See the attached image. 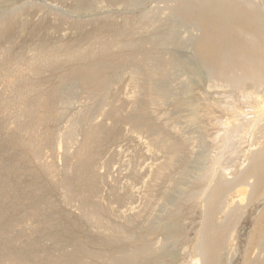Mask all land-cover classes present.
<instances>
[{
    "label": "bare ground",
    "instance_id": "bare-ground-1",
    "mask_svg": "<svg viewBox=\"0 0 264 264\" xmlns=\"http://www.w3.org/2000/svg\"><path fill=\"white\" fill-rule=\"evenodd\" d=\"M109 1L122 3V10L125 7L123 11L129 9L131 12L143 5V0ZM164 1L166 7L162 11L156 7L149 10L143 7L145 11L132 17L125 16L119 23H111L106 17L102 22L94 21L91 17L93 29L81 34L76 41L69 42L71 44H64L63 41L54 46H46V40L45 44L32 47L28 55L19 53L21 56L16 57L15 42L9 40L10 43L0 50L2 60L15 53V58L12 57V61L9 59L11 62L0 68V79L8 81L9 91L8 96L0 99V149L4 150L0 155V264H141L158 253L165 255L170 244L174 246V238L169 236L158 245L119 250L120 243L127 240L138 242L141 238L131 237L120 227L104 222L100 206L93 201L95 183L102 177H99L93 163L105 142L114 134V127L122 117L117 108L106 112L114 120L112 128L93 124L85 111L72 116L64 131L53 132L45 128L49 123L66 116L63 115L64 112L73 105L74 99H64L65 96L62 95L65 94L66 83H72L71 86L68 85L71 92L86 89L102 104L108 101L107 91L111 88L112 75L121 69L123 63L129 61L136 63L133 71L130 70L132 86L136 91L134 100L130 102L131 112L128 116L133 124L132 131L149 134L151 142L160 150L166 151L168 156L154 175L160 176L165 170L177 165L182 145L189 140H194L204 153V158H207L205 162L199 163L192 160V166H188L190 170L180 172L182 182L177 198L182 199L187 193L185 202H190L188 192L192 190L189 189L191 182L206 172L214 174L211 176L212 184H208L210 187L205 189L208 191L204 197L201 194L202 220L199 232L195 233L197 236L194 237L191 251H188L192 254V264H229L230 259L227 257L234 249L233 242L245 210L249 205L258 203L261 206H258V215L242 248L240 264H264V1ZM24 7L30 8V5L0 11V39L12 27ZM82 7L78 1L70 13H82ZM91 11L93 12L92 9ZM68 12L67 15L70 14ZM76 25L82 31V24ZM186 28L188 31L185 30L182 36L180 30ZM159 30L163 31L157 33ZM169 47L190 50L195 65L186 58H178L176 53L177 57L166 58L163 52ZM171 51L173 52L172 49ZM64 67L68 70L58 77V82L43 91L42 75ZM199 70L208 79V87L218 90L222 96L208 103L202 102L206 116L198 124L188 120L190 125L200 130L197 137H183L178 142L167 139L163 136L162 129L154 127L145 119V107L148 104H165L170 100L171 90L169 92L166 85L170 81L169 76L187 71L197 73ZM248 96L255 99L252 106L247 107L249 110H243L233 101L234 98L244 100ZM215 112L220 114L215 118V125L222 127V131L220 130L217 138L219 144L216 142L219 146L215 144L214 149L210 146L212 150L208 151L206 143L204 144L206 137L201 132L211 121V117L215 116ZM8 124L14 125L12 131L8 130ZM239 130H243V136L246 135L250 140L251 148L247 153L246 163L228 174L223 169L219 170L223 161L219 162L224 160L222 156L226 149L229 151L234 146L230 141ZM79 132L83 133V140H77V149L70 155L69 148L76 143ZM61 142L66 147V164L60 171L61 180L57 181L56 168L42 162L40 157L46 147L53 153L56 152ZM8 158L14 161L9 162ZM229 175L231 176L228 177ZM202 177L199 179L202 180ZM205 178L203 180L206 183ZM242 185L244 188H241ZM57 186L62 189L65 202H79L80 219L96 225L99 236L108 237L106 243H98V250L85 247L80 238L71 235V230L78 227L77 223L55 224V216L47 215L55 207L47 194ZM235 190L238 196L233 198ZM171 204L169 206H173ZM129 217L127 223L132 224L134 218ZM26 218L35 220L36 227L29 229L28 233L24 232L27 237L24 243L15 245L14 233L19 230L22 220H28ZM161 222L162 220L158 222L159 226ZM36 235L54 244L70 239L76 243L69 252L49 255L47 248H36ZM175 248L178 247H174V250ZM234 252L237 254L239 251Z\"/></svg>",
    "mask_w": 264,
    "mask_h": 264
},
{
    "label": "rangeland",
    "instance_id": "rangeland-1",
    "mask_svg": "<svg viewBox=\"0 0 264 264\" xmlns=\"http://www.w3.org/2000/svg\"><path fill=\"white\" fill-rule=\"evenodd\" d=\"M78 1L81 3V6H83L82 13H70L71 10L75 8L76 4H78ZM28 2L29 4H27ZM24 4L30 5V8L24 7V10L20 14L21 17L19 16L15 20L12 27L4 32L0 39V50L6 47L9 40L14 41V51L16 55L15 53H12L9 58L7 57L5 60L0 59V68L5 67L15 58V56L17 57L19 53H22L23 56L28 55L31 49L40 44H45L46 40L48 41L45 44L46 46H49L50 44L54 46L58 42L63 43V41L64 44H71L76 38L78 39L81 34L87 33V31L89 32L93 29V20H91V17L94 21L99 20L102 22L104 19L108 18L111 23H113V21L114 23H119L121 22V18L129 15V17H132L135 14L138 15L145 11V9H155L156 7V9L162 11L166 7L164 0H143L144 6L142 5L140 8H136V10L134 9L132 12L129 9L125 10L126 12L123 11L125 7H123L122 10V3L121 5L119 2L113 3L109 0H0V11L9 10ZM143 7L145 9H143ZM67 12L70 14L67 15ZM112 15L113 18H111ZM76 23L82 24V31L77 28ZM19 27L21 30L17 29ZM187 29L188 28L182 29L183 31L180 30L181 35L182 33L184 34L185 30L188 31ZM160 31L162 32L163 30H159L157 33H160ZM39 41L42 42L40 43ZM175 49L169 47L168 50L163 52L166 58L178 56V58L182 60L186 58L189 63H192L191 61H193V59L191 58L190 50H181L180 48H177V50ZM193 64L195 65L194 61L192 65ZM134 65H136L135 62H125L120 67L121 69L112 75L110 84L111 88L107 91L108 101L102 104H99L96 101L97 99L91 96L86 89L71 92L68 85L71 86L72 83L71 85L69 82L66 83V88L64 87L66 90L63 92L65 94L62 95L65 96L64 99H74L73 105L68 109L69 111L67 110L68 113L66 111L64 112L63 115L66 114V116L60 117L58 121L56 120L49 123L45 128L48 131L53 132L64 131L70 120L76 116V113H82L84 111L88 112L93 124L105 125L112 128L114 120L109 118L106 112H109L112 108H117L122 117L119 123L114 127V134L105 142L104 148L95 160L96 162L93 163V166L99 173V177L102 176L98 178L95 183L96 192L93 197V201L100 206L101 218L104 222L108 221L111 225L120 227L131 237L135 236L141 238L138 242L127 240L120 243L118 245L119 250H132L137 246L158 245V243L165 241L169 236L174 238V246L173 244H170L166 249L165 255L158 253L141 264H161V262H164V264H192V254H189L188 251H191L193 240H195V236H197L195 233L197 231L199 232L198 227H200L203 215L201 200H203L204 195L208 191H205V189H208L210 187L209 185L212 184L211 176L213 172H206L207 176L206 173L203 174L204 176H201L202 180L199 179L201 178L199 177L198 179H195L194 182L192 181L193 183L191 182L193 188L190 186L189 189L191 188L192 190H188L189 192L186 191L189 194L188 200L190 202H187V200L185 202V199L188 198L187 193L184 194L183 198H186H182L183 200L177 198V196L179 197L180 195V186L182 182L180 181V172L189 171L192 166V160L199 163L205 162V159L207 158H204L205 155L198 148L196 145L197 143L194 140H189L182 145V151L177 161V165L171 169L165 170L160 176L156 177L154 175L157 168L166 162L168 156L166 151L160 150L155 143L151 142L149 134L132 131L131 127L133 124L128 119V116L131 112L130 102L134 100L136 92L132 86V72H130V70L133 71ZM67 70L68 68L64 67L59 70L45 72L44 75H42L44 80L42 81L41 78L44 87L43 91H47L50 86L55 85L58 82V77ZM53 71L54 73H52ZM169 80L170 81H168L166 85L168 91L170 92L171 90L170 94L172 95L170 100H172L170 101L168 99L165 104L161 105H146L145 119L154 127L162 129L163 136L172 141L178 142L183 137H197L200 130L197 127L195 128L190 125L189 121L195 125L198 124L206 116L202 102H211V100L218 99L222 95L218 90L210 89L208 87L209 81L202 74V70H199L197 73L187 71V73L171 75L169 76ZM184 82H187L186 85H183ZM67 87L70 90L69 96V93L67 94ZM7 89L8 81L0 79V99L9 95ZM175 90L176 92H174ZM139 99L142 100L141 97ZM254 100L255 99L252 96H248L244 98V100L234 98L233 101H235L237 106L239 105V107H242V109L246 111L249 110L247 107L252 106L251 103H253ZM241 101L245 102V105L241 103ZM103 110L106 111L103 113ZM214 114L215 116L211 117L212 122H208L210 125L207 124L204 131L201 132L202 135L204 134L203 137H206L204 138V144L206 143L205 148H207L208 151L216 148L215 146L219 144L217 138L222 131V127L219 128L215 125V118L219 117L220 114L218 112H215ZM7 128L9 131H12L14 125L8 124ZM238 132L240 133L238 134ZM77 134V139L75 137L76 143L69 148L70 155L75 153L78 141L81 142L83 140V133L79 132ZM243 135V130H239L237 131V135H235L236 137L230 141V144L233 143L234 146L231 145L232 147L229 148V151L227 148L224 152L225 156H222L224 157V160H220L219 163L223 162L221 163L219 170L223 169L227 171L228 174H232V172L237 171L235 168H241L243 166L242 164L246 163L247 153L250 151L251 146L250 140L247 139L246 135L245 137ZM234 140H236V142ZM63 144V142L59 143L56 152L54 153L49 147H46L40 157L42 162L56 168L57 181L61 180L62 174H60V171L63 169L62 166L64 167L66 164V147ZM3 151V149H0V155L3 154ZM7 161H14V159L8 158ZM216 168L218 169V166H216ZM183 169H185V171ZM230 176L231 175L228 177ZM203 178H205L206 183ZM193 185L198 188H195ZM241 188H244V186L242 185ZM236 191L237 190L232 193L233 198L238 196ZM202 193L203 197L201 198ZM174 197L178 199H176V202ZM190 197H192L193 200ZM47 198L55 206L47 215L55 216V224L64 223L70 225L72 223H77L78 227L71 230V235L80 238L85 247L91 250H98V243H106L105 240H107L108 237L104 235L99 236L97 233L99 230L96 225H92L91 223L84 222L80 219L79 202L77 200H72L70 202L64 201L62 189L59 186L50 190L47 194ZM194 198L198 201H195ZM169 203L176 206H169ZM261 203L262 202H260V204ZM252 205L253 204L247 207L242 222L238 225L237 235L233 242L234 249L227 257L230 259V261H228L229 264H240L241 262L242 248L247 241L249 231L254 223L253 221L258 215V206H261L259 203L258 205ZM128 216L134 218L132 224L127 223ZM158 218L162 220L160 226L158 225V222H160ZM145 222H148V224H145ZM34 227H36L35 220H22L19 230L16 231L13 236L15 245L24 243L27 238L24 232L28 233ZM64 242L54 244L47 239L38 238V235H36L34 239L36 248L38 250L47 248V253L49 255L69 252L73 249L74 244L76 243L72 239ZM236 246L238 249H236ZM170 247L173 248L170 249ZM174 247L178 248H175L174 250ZM235 250H238L239 252L236 254L234 252Z\"/></svg>",
    "mask_w": 264,
    "mask_h": 264
}]
</instances>
